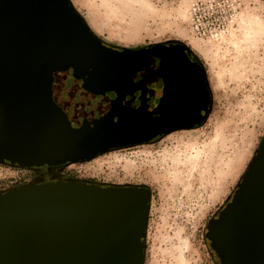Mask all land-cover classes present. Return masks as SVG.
Here are the masks:
<instances>
[{
  "label": "water",
  "instance_id": "95a60500",
  "mask_svg": "<svg viewBox=\"0 0 264 264\" xmlns=\"http://www.w3.org/2000/svg\"><path fill=\"white\" fill-rule=\"evenodd\" d=\"M164 94L149 108L135 75L155 64ZM109 110L73 125L54 98L67 71ZM141 89L140 104H125ZM210 93L182 46L104 41L71 0H0V162L50 167L148 142L203 120ZM151 189L73 178L0 192V264H143ZM221 264H264V138L212 220Z\"/></svg>",
  "mask_w": 264,
  "mask_h": 264
},
{
  "label": "rangeland",
  "instance_id": "374dc122",
  "mask_svg": "<svg viewBox=\"0 0 264 264\" xmlns=\"http://www.w3.org/2000/svg\"><path fill=\"white\" fill-rule=\"evenodd\" d=\"M145 1L152 8L135 23L131 11L113 15L102 0H71L109 44L139 48L176 40L200 54L213 90L207 118L155 142L71 162L55 178L148 186L143 264H219L211 247L212 220L235 193L264 138V0ZM74 79L66 72L54 86V98L67 105L64 89L73 84L70 101L80 109L78 115L93 118L94 102L87 106L89 96ZM98 105L101 109L102 101ZM77 119L72 122L81 124ZM189 146L198 161L176 174L171 154ZM44 169L0 162V192L41 182Z\"/></svg>",
  "mask_w": 264,
  "mask_h": 264
},
{
  "label": "flooded vegetation",
  "instance_id": "af4514ba",
  "mask_svg": "<svg viewBox=\"0 0 264 264\" xmlns=\"http://www.w3.org/2000/svg\"><path fill=\"white\" fill-rule=\"evenodd\" d=\"M163 44L168 45V46H174V47H179L180 45L182 46V49L184 50V52L187 54V56L189 57V59L196 64L198 71L201 72L205 78V81L207 83V89L209 90L210 93V100H209V104H208V109L207 110H202V115H203V120L198 123L197 125H195L192 128H187V129H193L195 127H197L199 124H201L208 116L211 105H212V84H211V80H210V74H209V70L203 60V57L198 54L195 50H193L191 47H189L187 44L181 42V41H166L163 42ZM149 45H147L148 47ZM159 59H156L155 64L152 67H148L146 69H144L143 71L138 72L135 75V79L136 81H138L139 83H141L142 85L147 87V96L149 97L148 99V105L150 109H153L155 107L156 104L159 103L161 97L164 94V88H165V81L164 79L158 75L157 69L159 68ZM72 73V71H67ZM75 81H80L82 83L81 80L78 79H74ZM72 85L68 86V88L64 89V96H65V100L67 105H63L62 107L65 109V111L68 113L71 121H74L75 119L79 118L80 122L82 123L83 121V116L78 115V113H80L78 110H80L77 106L76 103H72L70 101V87ZM81 91H83V93L87 94L88 97V105L92 103V101L94 102V111L93 113H89L90 115H92V117H97L100 116L104 113H106L109 108H110V101L111 99H113L114 97H116V94L114 92H107L105 95H94L92 93H89L87 91H85L84 89H80ZM78 90L79 92H77V95H82V92ZM142 94V90L139 89L137 90L133 95H129L127 97V99L125 100V104H131L133 106H138L140 104V95ZM76 96V94H75ZM100 101H102L103 107L100 109L98 103H100ZM94 113H96L95 115H93ZM81 114V113H80ZM89 119H91V117H88ZM78 120V119H77ZM73 123V122H72ZM73 125H75L73 123ZM80 125V124H79ZM77 126V125H75ZM178 130H186V129H178ZM176 131V130H175ZM174 132V131H172ZM169 133H163L161 136L159 137H155L152 140L148 141V142H144V143H151V142H155L157 140H159L160 138L167 136ZM142 144V143H141ZM132 146V145H131ZM7 162V161H5ZM69 163L66 164H62V165H58V166H54V167H50L48 165H43V166H39V167H33V168H45L42 172V176L44 177L41 182L43 181H54L56 180L55 178V173L58 169L62 168L63 166L67 165ZM106 185V184H104Z\"/></svg>",
  "mask_w": 264,
  "mask_h": 264
},
{
  "label": "bare ground",
  "instance_id": "6f19581e",
  "mask_svg": "<svg viewBox=\"0 0 264 264\" xmlns=\"http://www.w3.org/2000/svg\"><path fill=\"white\" fill-rule=\"evenodd\" d=\"M139 1H141L139 8L138 7L135 8L134 4L138 3ZM139 1L138 0H102L104 5L110 6L113 15H118V14L124 15V13H128L127 11H129V12L131 11L133 14V20L135 21V23L142 21V16L146 12H149V9L152 8L148 4L149 2L147 3V1H145V0H139ZM119 11L121 14L119 13ZM185 12L187 13V11H185ZM185 12L182 11V13H184V14H185ZM185 18H186V15H185ZM190 151H191V148L189 146V147H186L181 153L174 152L171 154L170 158L172 161V170H174L176 174H177V172L181 171L182 168H184V169L187 168L188 167L187 163L196 164V162L198 161L197 159L199 158L198 157L199 154L198 153L194 154L195 151H192V152H190ZM194 166H196V165H194Z\"/></svg>",
  "mask_w": 264,
  "mask_h": 264
},
{
  "label": "trees",
  "instance_id": "16d2710c",
  "mask_svg": "<svg viewBox=\"0 0 264 264\" xmlns=\"http://www.w3.org/2000/svg\"><path fill=\"white\" fill-rule=\"evenodd\" d=\"M72 85H73V84H72ZM60 179H62V178H60ZM143 236H144V235H143ZM212 252H213V254L215 255V257L218 259L219 264H221V261H220L219 256L216 254V252H215L214 250H212Z\"/></svg>",
  "mask_w": 264,
  "mask_h": 264
}]
</instances>
